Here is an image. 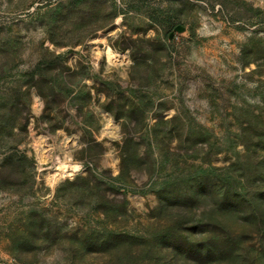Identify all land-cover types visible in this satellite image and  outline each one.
<instances>
[{
  "label": "rangeland",
  "instance_id": "1",
  "mask_svg": "<svg viewBox=\"0 0 264 264\" xmlns=\"http://www.w3.org/2000/svg\"><path fill=\"white\" fill-rule=\"evenodd\" d=\"M0 264H264V0H0Z\"/></svg>",
  "mask_w": 264,
  "mask_h": 264
},
{
  "label": "trees",
  "instance_id": "2",
  "mask_svg": "<svg viewBox=\"0 0 264 264\" xmlns=\"http://www.w3.org/2000/svg\"><path fill=\"white\" fill-rule=\"evenodd\" d=\"M158 10H159V9H157V11H158ZM152 17H153L154 20H156L157 22H160V21L158 20V18H157L155 15H152ZM165 18H166V19H165V21H164V24L167 25V28H168V34H169L173 29L177 28L178 25H176V23L173 21V19H172L170 16L167 15V17H165ZM160 23L162 24V22H160ZM25 159H27V157H26L25 154H23L22 160H20L19 162H22V161H24ZM9 164H12V158H11V157H10L8 160H6V165L3 164L1 167H3V166H7V165H9ZM12 165H13V164H12ZM87 181H88L89 183H92V184H96V183H97V181L94 180V179H89V178H87ZM125 202H126L125 200H122L121 204H124ZM119 212L122 214V217H121V218H123L124 216L127 215V209L124 208V207H122V209L119 210Z\"/></svg>",
  "mask_w": 264,
  "mask_h": 264
},
{
  "label": "bare ground",
  "instance_id": "3",
  "mask_svg": "<svg viewBox=\"0 0 264 264\" xmlns=\"http://www.w3.org/2000/svg\"><path fill=\"white\" fill-rule=\"evenodd\" d=\"M108 55H109V57L110 58H112L113 56H114V54L112 53V51L109 49L108 50ZM61 163V162H60ZM60 167H62V168H65L67 165H65V164H62V165H59ZM67 167H69V166H67ZM75 170V169H74ZM58 175V174H57Z\"/></svg>",
  "mask_w": 264,
  "mask_h": 264
}]
</instances>
